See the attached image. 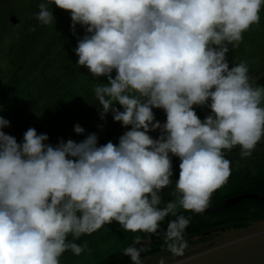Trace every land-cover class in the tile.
<instances>
[{
    "label": "clouds",
    "instance_id": "9594fccd",
    "mask_svg": "<svg viewBox=\"0 0 264 264\" xmlns=\"http://www.w3.org/2000/svg\"><path fill=\"white\" fill-rule=\"evenodd\" d=\"M49 4L70 13L73 35L85 29L77 64L106 79L94 89L101 119L111 113L128 130L117 143L101 145L93 132L52 145L29 128L18 142L0 116V264H60L105 225L156 233L170 214L165 242L183 255L191 217L161 195L173 183V157L178 204L199 214L231 175L225 152L239 146L245 159L264 139V86H253L247 62L227 59L229 45L260 22L264 0H48L36 14L43 25L55 22ZM203 107L210 114L201 120ZM142 251L124 255L143 264Z\"/></svg>",
    "mask_w": 264,
    "mask_h": 264
},
{
    "label": "trees",
    "instance_id": "16d2710c",
    "mask_svg": "<svg viewBox=\"0 0 264 264\" xmlns=\"http://www.w3.org/2000/svg\"><path fill=\"white\" fill-rule=\"evenodd\" d=\"M5 1L10 4L0 12V116L7 119L10 126L3 131L18 142L23 140V134L29 128H35L38 133L47 134L52 145L61 139L80 142L93 132L99 136L101 145L108 141L117 143L128 129L114 122L111 113L101 119V106L94 91L106 79L93 77L86 67L77 64L74 49L78 39L85 35V29L77 25L73 35L70 13L51 4L49 7L53 10L55 22L41 24L36 14L39 4L48 0ZM12 16L18 23L11 21ZM229 49V66L247 62L253 86H264V7L260 22L243 34L237 47L229 45ZM153 111L156 120L165 122L163 110ZM196 112L203 120L210 114V109L196 108ZM76 124L85 129L83 135L74 132ZM150 135L158 138L159 130ZM225 157L231 161V175L212 194L209 207L221 206L225 200L245 194L264 196V139L257 144L251 157L242 159L239 146L226 151ZM173 169V183L161 195L164 203L177 202V215L191 217L183 234L187 247L195 244L197 238L205 241L214 233L245 230L264 221V200L250 198L222 210L199 214L184 210L178 204L179 193L175 192V180L179 178V159L176 157H173ZM175 219L170 214L160 222L159 228ZM167 230L148 246L137 247L143 249L142 260L171 252L165 242ZM151 234L126 231L113 222L91 235L81 236L76 243L86 244L85 251L79 256L66 251L60 257V264H106L113 261L122 264L124 250ZM125 264H131L130 258Z\"/></svg>",
    "mask_w": 264,
    "mask_h": 264
},
{
    "label": "water",
    "instance_id": "95a60500",
    "mask_svg": "<svg viewBox=\"0 0 264 264\" xmlns=\"http://www.w3.org/2000/svg\"><path fill=\"white\" fill-rule=\"evenodd\" d=\"M11 21L15 24L18 23L15 16L11 17ZM245 198L264 200V196L261 194H245L229 198L221 206L208 207L205 211L230 208ZM169 224H165L156 233H152L146 239L131 246H148L162 231L168 228ZM128 259L129 257L125 256V261L122 264H125ZM162 261L163 264H264V229L209 244ZM106 264H116V262ZM155 264H161V261Z\"/></svg>",
    "mask_w": 264,
    "mask_h": 264
},
{
    "label": "rangeland",
    "instance_id": "374dc122",
    "mask_svg": "<svg viewBox=\"0 0 264 264\" xmlns=\"http://www.w3.org/2000/svg\"><path fill=\"white\" fill-rule=\"evenodd\" d=\"M24 1H26V0H24ZM8 4H10V3L6 2L5 0H0V12L5 10V8L7 7ZM5 33H7V32H5ZM262 229H264V221L263 222H256V223L252 224L251 227H249L248 229H245V230H239V231L230 230V231H220V232L214 233L209 237L208 240H205V241H201L199 238H197L195 244H193L190 247H187L184 250V253L198 249V248H201V247H204V246L209 245V244H213L216 242H220V241L227 240L230 238H234L237 236H241L244 234L252 233L255 231L262 230ZM173 256H176V254L170 252V253L159 254V255H156L153 257L145 258L142 261H143V264H155L157 262H160L162 260H165V259L173 257Z\"/></svg>",
    "mask_w": 264,
    "mask_h": 264
}]
</instances>
